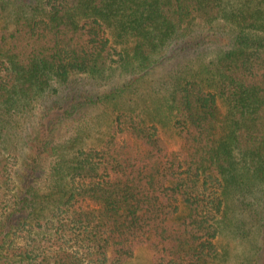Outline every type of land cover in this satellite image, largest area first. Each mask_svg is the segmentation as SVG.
<instances>
[{"label": "trees", "instance_id": "1", "mask_svg": "<svg viewBox=\"0 0 264 264\" xmlns=\"http://www.w3.org/2000/svg\"><path fill=\"white\" fill-rule=\"evenodd\" d=\"M233 221L264 264V0H0V264H216Z\"/></svg>", "mask_w": 264, "mask_h": 264}, {"label": "rangeland", "instance_id": "2", "mask_svg": "<svg viewBox=\"0 0 264 264\" xmlns=\"http://www.w3.org/2000/svg\"><path fill=\"white\" fill-rule=\"evenodd\" d=\"M72 80L73 81L76 80L75 81L76 83L79 80L80 83L85 84L87 78L85 76H78V77H74V79H72ZM87 81L89 82V80H87ZM106 88H107L106 86H101V88H98V89H99V91H104ZM91 111L93 113L91 112L90 115H94V116L96 114H98L99 112H101L99 109H93ZM87 115L89 116V112ZM72 125H73V123L69 124L68 121H64L62 123V125H60L56 130L57 137H61V136L65 135L67 133L68 129H70V126H72ZM88 126H89V128L91 127L89 124H88ZM108 130H109V127L107 126V115H104L101 117L99 122H96V124H93V126L90 128L91 135L89 137L85 138V142H84L85 145L90 146V145H97L98 143H101L105 139V137L107 136ZM160 133L171 148H177L178 145L180 144V139L175 133L172 134V132L167 131V130H163V129H161ZM17 145L19 146V140L18 139H17ZM17 151L19 153H21L23 156V155H26V153L28 154L29 147L27 145H25L23 147H19L17 149ZM5 157H7L5 162L12 163V165L16 166L17 168L20 166L21 160H23V159H17L16 160L13 156H10L11 157V159H10L9 154H6ZM50 159H51L50 156L46 157V161H47L46 167H48V165H49L48 162ZM10 182L12 183V188H9L7 190L2 189L3 191L7 192L8 195L10 193V189H12L14 191V188H15L14 181L10 180ZM232 199H236V198L233 196ZM236 218H237V215H236ZM244 219L246 221L249 220V223L247 225L248 227H253V228L255 227L253 225L252 220H250V218L248 217V214H247V216L244 215ZM234 226H236V224L233 221V223L226 225L222 229L221 235L218 238V242H219V245H220V248L222 249V251L227 252L226 253L227 257H225L226 260H224L223 258H220V260L217 261L216 264H242L243 259L246 258L245 253L247 251L246 247L248 246V243L253 244L252 242H254L252 240L244 239L243 237H241V234L238 232L236 234L235 230H234ZM147 258L149 259V252L145 249H141V250H139L138 256L136 258L137 259L136 262L145 263Z\"/></svg>", "mask_w": 264, "mask_h": 264}]
</instances>
